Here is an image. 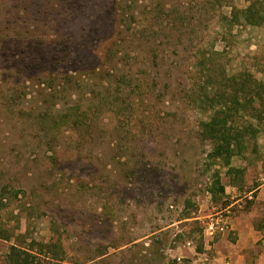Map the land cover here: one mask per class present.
Masks as SVG:
<instances>
[{
    "label": "rangeland",
    "instance_id": "rangeland-1",
    "mask_svg": "<svg viewBox=\"0 0 264 264\" xmlns=\"http://www.w3.org/2000/svg\"><path fill=\"white\" fill-rule=\"evenodd\" d=\"M241 72L264 81V0H0V264H211L232 224L264 240V131L235 186L201 136L210 84Z\"/></svg>",
    "mask_w": 264,
    "mask_h": 264
},
{
    "label": "trees",
    "instance_id": "trees-1",
    "mask_svg": "<svg viewBox=\"0 0 264 264\" xmlns=\"http://www.w3.org/2000/svg\"><path fill=\"white\" fill-rule=\"evenodd\" d=\"M253 7L240 13L250 24H256L261 15L255 14ZM236 19V15H234ZM225 89L217 90L210 84L212 96H205L210 115L202 124L201 136L211 143L208 157L217 160L230 175V183L235 186V179H241L244 169L231 165L234 156L241 155L247 140L255 138L264 131V81L258 80L248 72H241L225 79ZM238 120H241L240 122ZM218 192H223L218 178L214 184ZM10 264H30L28 254L11 249Z\"/></svg>",
    "mask_w": 264,
    "mask_h": 264
},
{
    "label": "crops",
    "instance_id": "crops-1",
    "mask_svg": "<svg viewBox=\"0 0 264 264\" xmlns=\"http://www.w3.org/2000/svg\"><path fill=\"white\" fill-rule=\"evenodd\" d=\"M231 228L237 230L235 242L226 243L224 249L216 250L214 257L211 256L208 259L205 258V260L207 262L209 260L211 264H215L214 261H218L221 256L229 258L231 260L229 261L230 264H264V240L262 233L252 228L240 230L234 224H232ZM258 241H261L262 245H260L259 249H256ZM254 249H256V255L253 263L252 257L249 255Z\"/></svg>",
    "mask_w": 264,
    "mask_h": 264
},
{
    "label": "built area",
    "instance_id": "built-area-1",
    "mask_svg": "<svg viewBox=\"0 0 264 264\" xmlns=\"http://www.w3.org/2000/svg\"><path fill=\"white\" fill-rule=\"evenodd\" d=\"M207 232L208 235H213L214 233H216L217 231H222L223 230V225L220 224L219 221H215V222H211L207 225ZM190 243H187V245H189Z\"/></svg>",
    "mask_w": 264,
    "mask_h": 264
}]
</instances>
